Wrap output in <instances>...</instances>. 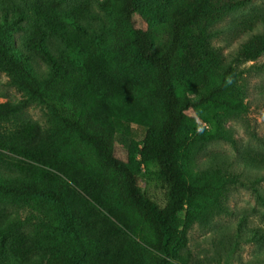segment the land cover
Wrapping results in <instances>:
<instances>
[{"label":"trees","instance_id":"obj_1","mask_svg":"<svg viewBox=\"0 0 264 264\" xmlns=\"http://www.w3.org/2000/svg\"><path fill=\"white\" fill-rule=\"evenodd\" d=\"M246 1L97 0L99 16L85 4L33 5L25 53L14 34L26 12L1 13L0 70L49 115L40 127L17 117L27 101L0 103V204L15 208L0 209V264H172L190 226L225 212L237 176L192 161L211 143L233 144L225 125L247 113L237 65L264 52V32L227 64L210 45V27ZM131 124L146 134L140 161L123 162L113 143ZM150 161L168 187L162 208L137 188Z\"/></svg>","mask_w":264,"mask_h":264},{"label":"rangeland","instance_id":"obj_2","mask_svg":"<svg viewBox=\"0 0 264 264\" xmlns=\"http://www.w3.org/2000/svg\"><path fill=\"white\" fill-rule=\"evenodd\" d=\"M53 1L0 0V15L3 11L12 13L19 8L28 16L22 23V29L14 34L18 52H26L23 42L30 36L32 25L38 19L32 11L33 5ZM58 1L62 12L85 4L93 16L101 15L95 5L97 0ZM133 20L137 28L148 27L137 14ZM152 30L155 45H161L167 27L160 23L155 24ZM210 32L214 33L210 45L218 50L223 63H230L242 44L264 32V0H247L243 6L211 26ZM54 40L51 39L49 44L53 50ZM237 70L240 72L238 83L245 93L247 113L225 125L232 132L233 144L215 142L205 146L195 155L192 166L200 172L209 167H219L237 176L238 183L227 194L224 213L213 214L185 231V244L171 256L172 264H264V52L254 62L238 64ZM19 101H27V106L17 117L43 127L49 115L48 107L30 101L22 90L11 84L8 74L0 70V103ZM145 134L146 129L135 124L120 131L113 143L115 157L128 162L135 152V161H140L137 151ZM136 183L141 196L159 208L164 207L168 200V187L154 162L140 164ZM0 209L15 211L9 204H0ZM29 213V209H22L18 214L23 219ZM28 233L29 228H25L14 237L23 239ZM8 264H14V260Z\"/></svg>","mask_w":264,"mask_h":264}]
</instances>
